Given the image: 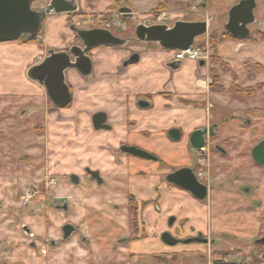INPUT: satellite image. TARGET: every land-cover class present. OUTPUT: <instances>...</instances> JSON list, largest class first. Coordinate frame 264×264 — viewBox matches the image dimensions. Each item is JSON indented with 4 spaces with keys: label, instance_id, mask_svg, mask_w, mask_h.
Here are the masks:
<instances>
[{
    "label": "rangeland",
    "instance_id": "rangeland-1",
    "mask_svg": "<svg viewBox=\"0 0 264 264\" xmlns=\"http://www.w3.org/2000/svg\"><path fill=\"white\" fill-rule=\"evenodd\" d=\"M130 1L96 0L93 5L86 3L81 7L78 0L79 13L68 15L71 26L74 25L70 28L72 43L76 41L78 29L105 27L112 17L117 23L112 28L116 35L135 38L133 22L124 21L119 16L120 9L131 8L146 20L158 14V4L165 3V0ZM239 1L171 0L166 10L169 24L174 18L210 23L207 34L197 38L194 45L206 52V65L201 67L198 63V67L202 78H210L206 85L215 77L228 87L223 95L230 107L222 112L227 121L219 124L215 141L228 155L212 151L203 157L205 161L199 162L196 150L189 146L187 149V159L196 167L195 172L202 173L201 179L206 183L213 181L208 202L192 200L199 206L193 208L196 213L190 218L177 219L173 226L167 223L168 214L163 211V205L156 208L154 204L141 218L147 224L140 220L136 229V224H130L132 212L128 210V201L142 199L126 188L130 177L112 175L113 169L124 163L120 159L121 151H114V156L79 154L86 151V145L79 140L85 130L92 136L102 135L106 130L96 131L93 125L86 129L83 127L86 123L79 118L72 124H50V107L45 110V104L37 106L12 100L14 103L7 105L0 116V264H102L101 259L103 264L262 263L256 257L258 248L253 241L264 235V166L255 163L251 152L258 142H264V92L257 89L264 83V49L255 44L264 42L261 27L264 26V0H255L254 13L259 24L249 26L250 38L234 40L226 35L225 26L231 9ZM49 3L45 2L43 9ZM37 4L38 0L33 7ZM37 8L42 9L39 5ZM245 43L251 47L244 49ZM249 58L252 61L247 62ZM257 61L263 64V71L254 66ZM245 63L250 64L255 80L248 77ZM235 85L247 93L231 92L230 88ZM184 102L188 107L195 105L192 101ZM48 104L54 106L50 99ZM64 114L59 115V121L65 119ZM143 135L150 140L149 133L143 132ZM182 163L179 159L170 160L168 167ZM153 166L157 169L152 174L141 176L152 185L161 180L158 187L150 189L153 196L157 193L162 198L166 190L163 167L158 163ZM86 169L99 171L104 184L99 186L89 179ZM72 175L80 178L79 184L73 183ZM244 187L251 192L244 194L241 190ZM150 192L143 195L151 196ZM184 198L177 200L191 208L192 203ZM25 201L28 203L24 207ZM65 205L67 210L63 209ZM65 224L77 228L76 234L68 239L63 238ZM25 226L30 232L24 230ZM164 232L184 239V243L186 239L202 235L208 243H179L172 247L162 241ZM121 238L136 240L130 249L136 255L128 251V242ZM96 256L99 263L92 261Z\"/></svg>",
    "mask_w": 264,
    "mask_h": 264
},
{
    "label": "crops",
    "instance_id": "crops-1",
    "mask_svg": "<svg viewBox=\"0 0 264 264\" xmlns=\"http://www.w3.org/2000/svg\"><path fill=\"white\" fill-rule=\"evenodd\" d=\"M50 1L38 0L37 5L43 9V4ZM80 1L81 7H84L86 0ZM33 5V9L42 10ZM163 13L166 14L167 11ZM135 15L141 18L138 13ZM68 17L67 14L47 15L37 40L22 38L0 44V116L4 114L7 105L14 103L12 100L37 106L45 104V110L47 107L52 109L50 124L57 123L59 126L63 123L72 124L75 118H79L86 123L83 127L87 129L93 125L92 118L95 114L104 113L111 129L97 136H92L85 130V135L79 140L82 145H86V151H81L80 155L86 157L87 154L98 153L114 156V151L120 150L122 145H135L158 154L168 163L179 159L184 162L182 165L189 164L187 149L190 134L197 128L212 125L218 128L219 124L227 121L222 113L230 107L224 101L226 95L212 92L211 83L206 85L210 78L201 77L198 62L180 61V68L172 70L170 64L178 62L175 59L176 52L166 51L156 43L131 42L124 47L107 46L92 50V72L89 76H84L76 69L66 72V81L73 97L72 106L65 110L52 107L48 104L46 90L28 77V71L45 60L50 51H62L72 44L70 28L74 25L71 26L72 22ZM255 44L264 49V42ZM247 46L251 47L249 43H245L243 48H248ZM135 54L140 56V60L125 66ZM250 59L252 58L247 62L252 61ZM256 63L262 64L258 61ZM221 85L228 90L222 82ZM146 97L152 99L150 107H139V99ZM184 101H192L195 105L188 107ZM197 105L200 107L195 108ZM27 112L29 114L31 111ZM62 113L65 119L59 121L58 117ZM173 127L184 130L185 139L182 144H172L169 141L167 132ZM143 132L149 133L150 140ZM98 146L101 148L96 149ZM120 155L123 156L120 159L124 163L114 168L115 174L112 175L116 178L130 177L126 187L128 191L141 199L146 198L145 193L150 192L151 187H158V182L161 181L159 179L156 185H152L150 180L141 176L152 174L157 169L153 166L154 162L131 158L123 153ZM165 188L166 198L162 205L163 211L168 214L167 219L190 218L196 213L193 208L199 206L188 196L177 189ZM183 196L185 201L188 198L192 203L191 208H186L184 202L177 200Z\"/></svg>",
    "mask_w": 264,
    "mask_h": 264
},
{
    "label": "water",
    "instance_id": "water-1",
    "mask_svg": "<svg viewBox=\"0 0 264 264\" xmlns=\"http://www.w3.org/2000/svg\"><path fill=\"white\" fill-rule=\"evenodd\" d=\"M36 0H0V44L18 41L22 38L28 40H37L40 38L42 23L47 15L74 14L79 11L78 0H51L43 10L32 8ZM257 5L255 0H246L233 7L229 13V22L226 24V31L238 40H246L250 36L249 25L259 22L255 19V10ZM123 18L135 17L130 8H122L119 11ZM213 18H211L212 20ZM135 31V38L132 40H123L110 31L105 29L77 30L78 35L85 43L86 52L82 55L71 57L66 52L50 51L49 56L32 67L28 76L31 80L36 81L45 88L50 101L55 108L65 109L73 101L70 87L66 81V72L70 69H76L84 76H89L92 72V60L85 53L99 47H124L131 42L156 43L166 51L181 52L187 51L194 47L196 39L206 35L209 29L207 21L202 22H183L176 21L172 26L169 25H150V21L142 24ZM263 25V24H262ZM140 60L138 54L133 55L125 66L137 63ZM200 66L204 67L206 62L200 61ZM181 62L170 64L172 70H178ZM150 104L145 102L142 108H149ZM93 127L96 131L110 130L107 125V116L104 113H97L92 118ZM208 130H198L191 136V145L195 149H200L205 143V134ZM171 138L178 141L181 133L178 129L169 132ZM123 152L131 154L142 159H153L149 153L136 147H123ZM253 158L256 162L264 166V142L258 145L253 151ZM155 159V158H154ZM86 172L96 180L98 184L103 183L99 171L86 169ZM73 183L79 184L80 178L72 175ZM190 186L197 187L198 184L193 177H189ZM174 219L171 220V224ZM26 231L27 228H25ZM65 239H68L74 233V227L68 225L64 228ZM162 241L168 246H176L180 243L171 233L165 232L162 235ZM199 241V240H197ZM188 240L185 243H192ZM202 242V241H201ZM264 246V238L257 241Z\"/></svg>",
    "mask_w": 264,
    "mask_h": 264
},
{
    "label": "flooded vegetation",
    "instance_id": "flooded-vegetation-1",
    "mask_svg": "<svg viewBox=\"0 0 264 264\" xmlns=\"http://www.w3.org/2000/svg\"><path fill=\"white\" fill-rule=\"evenodd\" d=\"M242 1H246V0H241L239 3H241ZM133 15L135 17H132V19H131V17L126 18L124 21H127V20L132 21L133 22V27H134V32H135L138 27L143 26L142 24L145 23V22H147L148 20L141 19V18L137 17L135 15V13ZM119 16H121V14H119ZM116 17H118V16H116ZM118 25H121V22H118ZM153 25H159V24H153L152 22H150V25L147 26V27H150V26H153ZM172 25H173V23L171 25H169V26H172ZM113 26L114 27L117 26V23L114 22V17H112V19H110V21H108V24L105 27H96V28H90V29H86V30L105 29V30L110 31L113 35H115V36H117V37H119V38H121L123 40H129V39L132 40L134 38V37H132V38L131 37H129V38H123L121 36L116 35L114 33V31L112 30ZM249 26H251V25H249ZM261 27H263V29H264V26L263 25ZM79 30H82V29H79ZM248 38H250V36ZM86 49L87 48L85 46V43L80 38V35H78V33H77V38H76V41H74V43H72V44L70 43L64 50H62V51H56V52H66L69 55H71V57H74V55H79L80 56V55L84 54V52H86ZM85 54L91 58V52H88V53H85ZM70 91H71V88H70ZM150 101H152L151 98H147V97L146 98H140L139 99V102H138V106L142 108L143 105L145 104V102H147L148 104H150ZM174 129H178L180 131V133H181V135H180L181 138L178 141H175L169 135V132L171 130H174ZM206 129L208 130V132H207V134H205V143H204V146L202 148H200V149H195L191 145V136H192V134L194 132L198 131V130H203L204 131ZM216 133H217L216 125H212L210 127L197 128V129H195L190 134L189 139H188V146L189 147H192L194 150H196V152L198 153L197 157H199L198 158L199 159V162L200 161H205L206 159H204L203 157L204 156H206V157L209 156L212 153V151L219 152L220 154H223L224 156L228 155V152H227V150H225V148H223L221 145L215 143V141L217 140V138H216L217 137V134ZM167 136H168L169 141L172 144H182L183 139H185L184 130L182 128H179V127H173V128H171L167 132ZM212 142H213V144H212ZM260 144L261 143L258 142L253 147V150L251 152L252 158H253V151H254V149L258 145H260ZM125 146H127V147H136V148H138L140 150H143V151L149 153L150 155H152L155 159L154 158L153 159H142V158L135 157V156H133L131 154L124 153L122 149ZM120 151H121V153L126 154L129 157H131V158H136V159H139V160H142V161H146V162H149V163H152V162L159 163L160 165H162V167H163V169H162V176L164 178L165 186L168 187V189L169 188L171 190L177 189L179 192H181L182 194H185L191 200H193L194 202H197V203H206L211 198V193H212V190H211L212 188L211 187H212L213 181L212 182L209 181V183H206L205 181H203L201 179V177H203V174L202 173L195 172L196 167H193L192 166V163H190V161H189V164H187V165L171 164V167L169 169V167H168L169 166L168 165L169 163L168 162L163 161L158 154H156L154 152H150V151H148V150H146V149H144L142 147L135 146V145L134 146H131V145H122L121 148H120ZM253 160L255 161L256 164H258L254 158H253ZM258 165H260V164H258ZM100 176L102 177L101 173H100ZM190 176H192L193 179H194V181H196V183L198 184L197 187L190 186L191 185L190 182H189V177ZM88 177L93 182H97L96 180H93L92 177L89 174H88ZM102 179H103V177H102ZM97 184H98V182H97ZM103 184H104V180H103V183L102 184H98V185L99 186H102ZM156 189H158V188H156ZM156 189H155V191H156ZM241 190L244 192V194L251 192L250 189H247L245 187L244 188H241ZM133 195L135 196V194H133ZM150 195H151V193H150ZM164 195H166V192L165 191L163 192V195H161L162 198L158 197V194L156 193L155 196H153V195L146 196L147 198H143L142 200H136L135 198L129 199L130 201H128L129 202V204H128V210L130 212H132L131 213L132 216L129 218L130 219V222H131L130 224H136L137 227H135V228L138 229V227H139L138 226L139 225L138 222L141 220V218H143L144 212L146 211V209L148 207L154 206V204H156L155 205L156 208H158L159 204H160V206H162V202H164V198H163ZM23 206L25 207L26 205H23ZM63 209L64 210H67L68 209V206L65 205L63 207ZM117 209H118V206H117ZM137 214H138V216H137ZM173 219H174V221L171 224V220H173ZM141 221H142L141 222L142 224L146 223L145 222L146 221L145 218H144V220H141ZM176 222H177V218L176 217H171V218L167 219V223L169 224V226H173L174 224H176ZM68 225H71V224H65V226L62 228L63 238L65 236L64 228H66ZM71 226H73V225H71ZM73 227H74V233L72 234V236H74L76 234V232H77V228L75 226H73ZM25 228H27V227L25 226ZM25 228H24V230H25ZM27 230L28 231L25 230L27 233L30 232L29 229H27ZM141 235H142V233L140 234V236ZM29 236L33 237V234L30 233ZM263 238H264V235L259 236L257 239H255L253 241V243L258 248V250L256 251V257H257V259H259L262 262L260 264H264L263 263V261H264V246L261 245V244H258L257 241L258 240H261ZM161 239H162V236H161ZM176 239H178L180 241V243H184V239H182V238H176ZM121 240H123L125 242H128V244H129L128 245V251L132 255H136V254H133L131 252V250H130L136 240L131 241L129 238H121ZM186 240H193V242H195V243H199L201 241L204 244H207L208 243V239L207 238H204L202 235H198L197 237H192V238H189V239H186ZM197 240H199V241H197ZM96 255L99 256V257H102L103 256V254L102 255H99L97 253H96ZM143 255L146 256V254H143ZM97 260H99L98 257H97L96 260H92V261L99 263ZM246 260H249V257H247ZM99 261H101L102 264L104 263L103 262V259H101Z\"/></svg>",
    "mask_w": 264,
    "mask_h": 264
},
{
    "label": "trees",
    "instance_id": "trees-1",
    "mask_svg": "<svg viewBox=\"0 0 264 264\" xmlns=\"http://www.w3.org/2000/svg\"><path fill=\"white\" fill-rule=\"evenodd\" d=\"M95 1H96V0H86V3L89 4V5H93ZM112 1L115 2V3H118L119 0H112ZM129 2H131V1L129 0ZM170 3H171V0H165V3L162 2V3L158 6V9H157V10H158L159 12H164V11H166V10H167V7H169V6L171 5ZM227 33H228V32H227ZM226 35H227L229 38H231V39L238 40V39L234 38L233 36H231V34H229V33L226 34ZM247 39H249V38H247ZM247 39H246V40H247ZM254 66L256 67L257 70L263 71V65H262V64L256 63ZM245 70H246V73H247L248 77H249L251 80H255V75L252 74V68H251V66H250L249 63H245ZM236 87H238V86H237V85L232 86V87L230 88V91H231V92H236V93H240V92L246 91L245 93H247V90H245V89H241V88H236ZM257 89H258L259 91H261V92H264V83L259 84ZM211 90H212V92H214V93H219V94H224V93L226 92V89L221 85L220 80H218V79L215 78V77L212 78Z\"/></svg>",
    "mask_w": 264,
    "mask_h": 264
},
{
    "label": "built area",
    "instance_id": "built-area-1",
    "mask_svg": "<svg viewBox=\"0 0 264 264\" xmlns=\"http://www.w3.org/2000/svg\"><path fill=\"white\" fill-rule=\"evenodd\" d=\"M149 20L153 24H168L170 21L168 19V15H166L165 13L155 14L154 16H151L149 18ZM178 20L179 21H187V19L184 20V18H182V19H180V18L175 19L174 18V19H172V22L178 21ZM175 59L178 61L189 60V61H193V62H199L201 59L206 60V52L201 50V48H192V49H189L187 51H181V52L176 53ZM27 203H28V201L23 202L24 205H26Z\"/></svg>",
    "mask_w": 264,
    "mask_h": 264
},
{
    "label": "bare ground",
    "instance_id": "bare-ground-1",
    "mask_svg": "<svg viewBox=\"0 0 264 264\" xmlns=\"http://www.w3.org/2000/svg\"><path fill=\"white\" fill-rule=\"evenodd\" d=\"M79 3V2H78ZM79 11H80V9H79ZM79 11L78 12H76V13H74V14H77V13H79ZM67 15H69V14H67ZM146 20H148L149 21V18L148 19H146ZM241 48V46H239L238 48H236V50H239ZM192 49V48H191ZM201 60H205V59H201ZM200 60V61H201ZM200 61L198 62V63H200Z\"/></svg>",
    "mask_w": 264,
    "mask_h": 264
}]
</instances>
